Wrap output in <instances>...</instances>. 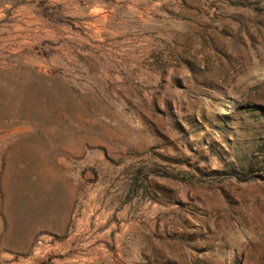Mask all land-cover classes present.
Segmentation results:
<instances>
[{
	"label": "rangeland",
	"instance_id": "obj_1",
	"mask_svg": "<svg viewBox=\"0 0 264 264\" xmlns=\"http://www.w3.org/2000/svg\"><path fill=\"white\" fill-rule=\"evenodd\" d=\"M263 136L264 0H0V264H264Z\"/></svg>",
	"mask_w": 264,
	"mask_h": 264
},
{
	"label": "trees",
	"instance_id": "obj_2",
	"mask_svg": "<svg viewBox=\"0 0 264 264\" xmlns=\"http://www.w3.org/2000/svg\"><path fill=\"white\" fill-rule=\"evenodd\" d=\"M241 5H245L243 2H239ZM259 149H260V152L262 153L263 155V161H264V136L262 137V141L261 143L259 144ZM250 171V170H249ZM251 172V171H250ZM244 178H247L248 175L244 174L243 176Z\"/></svg>",
	"mask_w": 264,
	"mask_h": 264
}]
</instances>
